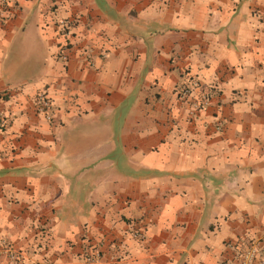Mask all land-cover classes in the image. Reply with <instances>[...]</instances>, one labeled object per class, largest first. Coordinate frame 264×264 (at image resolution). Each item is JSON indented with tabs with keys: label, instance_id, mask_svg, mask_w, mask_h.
<instances>
[{
	"label": "crops",
	"instance_id": "1",
	"mask_svg": "<svg viewBox=\"0 0 264 264\" xmlns=\"http://www.w3.org/2000/svg\"><path fill=\"white\" fill-rule=\"evenodd\" d=\"M0 4V264L264 249V0Z\"/></svg>",
	"mask_w": 264,
	"mask_h": 264
},
{
	"label": "built area",
	"instance_id": "2",
	"mask_svg": "<svg viewBox=\"0 0 264 264\" xmlns=\"http://www.w3.org/2000/svg\"><path fill=\"white\" fill-rule=\"evenodd\" d=\"M8 0H0L1 3H5ZM72 22L71 21H61L59 23V27L61 30V33L65 34L67 33V29L71 27ZM70 48V44L65 38L63 43L60 45V54L63 57V59H66V54L68 49ZM190 88L189 85L183 84L180 87L179 90V97L182 99H186L189 96ZM37 106L40 111H44L50 106V100L48 96L45 93H40L36 97ZM209 102L208 95L203 93L200 95L199 98L192 101L191 106L194 110L201 109L202 107H205ZM6 124V119L4 116L0 115V131ZM131 239L136 242H141L145 238V234L142 230L139 228H133L130 232ZM258 258L260 261V264H264V249L262 246L256 243H249L247 247L243 250V252L240 255V258L237 262V264H253L255 259ZM99 261V252L97 250L90 251L87 253L84 257V264H98Z\"/></svg>",
	"mask_w": 264,
	"mask_h": 264
},
{
	"label": "trees",
	"instance_id": "3",
	"mask_svg": "<svg viewBox=\"0 0 264 264\" xmlns=\"http://www.w3.org/2000/svg\"><path fill=\"white\" fill-rule=\"evenodd\" d=\"M1 5V4H0ZM64 21V20H63ZM67 20H65V22H66ZM69 30H71V27H69V29H67V31H69Z\"/></svg>",
	"mask_w": 264,
	"mask_h": 264
}]
</instances>
